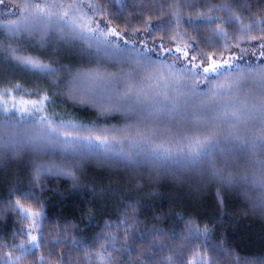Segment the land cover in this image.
Listing matches in <instances>:
<instances>
[{
    "label": "trees",
    "instance_id": "obj_1",
    "mask_svg": "<svg viewBox=\"0 0 264 264\" xmlns=\"http://www.w3.org/2000/svg\"><path fill=\"white\" fill-rule=\"evenodd\" d=\"M25 2L26 0H6L5 5L0 6V25L21 19ZM224 3L225 0H187L186 6L179 8L183 20L176 31L189 37H199L200 41H208L212 34L203 27L205 22L194 18L206 12L209 15L225 16L223 11L208 12L209 6L220 8ZM250 4L264 11L260 9L259 0H250ZM177 7L178 3L170 2L165 5L163 0H147L143 5V18L149 19V13L153 9H163L160 15L150 17L153 24L159 25L168 21L170 12ZM230 7L238 14L241 11L239 0H232ZM5 8L8 10L7 14ZM107 11L118 14L110 27L125 19H132L133 25L138 26L136 16L141 11V3L140 0H122L119 4L110 2ZM225 30L231 31V27H226ZM168 31L171 33L172 28ZM161 35L160 32H154L155 39H159ZM59 37L60 34L57 33L53 41L41 43L44 46L41 52L26 49L25 44L20 48L10 43L9 46L12 47L3 55L6 61L1 59L8 66L0 68V78L5 81L21 83L27 92L41 90L60 93L56 96L57 103L52 106L53 110L43 115L54 120V126H60V135L56 139L61 143L49 146L48 140L43 138L46 129L43 125L34 123L38 116L22 121L32 125L28 129L27 139L40 147L39 150H33L21 145L20 157H13L10 150H5V158L0 162V200L7 199L10 188L31 190L35 165L61 167L78 161L80 163L75 169V180L45 172L37 180L35 188L43 205L42 227L45 230V240L51 242L49 248L59 241L56 254L66 252L68 264H82V257L88 252L99 251L98 238L101 233H104L105 238L112 233L119 240L118 233L122 228H117L116 222L125 218L131 232L125 237L126 242L121 241L115 245L118 250L113 254L115 264H140L137 257H140L143 264H167V258L173 255L169 247L177 254L184 253L189 261L193 256L197 259L203 256L215 259L216 264H233L237 259L241 264L245 260L249 264H262L264 210L258 207L254 209L252 206L253 201H258L260 189L254 187L251 181L259 177L255 161L264 158V154L258 151L248 153L239 156L235 164L225 166L224 156L230 155L228 150L232 144L223 139L228 136V132L220 129V145L212 151L216 166L222 170V174H231L237 180L235 185L228 187L214 180L209 172H202L188 163L187 153L197 148L189 135V130L194 131L195 125L189 120L178 122L162 115L147 116L144 119L146 125L155 121L170 123L184 135H189L187 140L181 135L170 134L158 135L144 144L134 142L132 136L123 140V137L116 135V140L123 142L113 141L115 130L136 122L135 115L100 116L95 108L73 104L66 101L65 96L73 87H91L85 82L74 84L70 73L92 71L99 67L109 72H118L122 67L128 69V64L120 57L104 59L102 54L95 53L94 48L88 50L87 44L91 42L95 45L98 39L93 34L90 41L83 38L72 42L69 38L66 41ZM18 48L22 49L18 52L19 55L34 58L58 69L57 76H45L44 73L18 66L9 59L11 50ZM201 48L205 52L214 50L203 43ZM85 52L89 54H84ZM152 58L159 59L157 56ZM19 118L17 114V119ZM95 137L108 138L107 148L99 144ZM157 146L167 151V156L164 151L157 153L161 159L144 154V149ZM129 152L132 153V159L138 161L135 165L130 164L123 155ZM104 159L111 162L101 163ZM243 176L248 177V183L240 181ZM243 192H248L253 200L242 195ZM129 205H134L130 212L127 207ZM25 206L35 209L31 200ZM15 216V213L6 214L0 220V237L6 241L18 226ZM185 223H190L200 234L189 235ZM206 228L209 231L205 236L203 232ZM156 230L159 231L154 245L153 233ZM168 236L173 239H166ZM21 239H17L16 243L19 244ZM190 248H194L195 252H188ZM109 250H112L111 247ZM4 251L9 249L5 248ZM15 254L21 255L19 251ZM173 259L176 257L173 256ZM22 264H32L31 258L23 259ZM52 264H56L55 258H52Z\"/></svg>",
    "mask_w": 264,
    "mask_h": 264
},
{
    "label": "snow or ice",
    "instance_id": "obj_2",
    "mask_svg": "<svg viewBox=\"0 0 264 264\" xmlns=\"http://www.w3.org/2000/svg\"><path fill=\"white\" fill-rule=\"evenodd\" d=\"M110 2L119 4L122 0H74L72 4H63L59 0H52L51 3L45 0L43 4L40 0H26L21 11L22 19L13 21L6 27L11 35L30 32L33 28L32 19L44 15L51 19L55 14L59 20L69 25L71 39H79L82 34H93L98 39L95 45L89 42L87 49L94 48L95 53L102 54L104 59L120 57L128 64V69L122 67L118 72H109L99 67L92 71L70 73L74 84L85 82L91 87H73L69 89L65 100L95 108L100 116L135 115L136 122L115 130L112 140L117 143L128 140L129 136L133 137L134 142L144 144L158 135H181L185 140L190 135L197 148L187 153L188 163L202 172H209L214 180L223 185H235V177L231 174L225 176L217 168L212 149L220 145V129H224L228 136L223 139L232 144L228 150L230 155L224 156L225 166L235 164L239 156L248 153L254 154L258 151L264 154V11L252 7L250 0H239V14L230 7L232 0H225L220 8L209 6L208 12L223 11L226 15L222 17L206 12L195 17L196 20L204 21L203 27L212 34L208 41H200L199 37H189L176 31L183 20L179 8L186 6L187 0H163L165 5L171 2L178 3L179 7L170 12L168 21L159 25L153 24L150 17L160 15L163 9L151 10L149 19L145 20L143 5L147 0H140L141 11L136 16L138 26L133 25L132 19H125L111 27L113 18L118 14L107 11ZM259 2L260 9H264V0ZM5 3L6 0H0V6ZM52 7L60 9L62 14L48 12L47 9ZM65 8L69 11H63ZM7 11L5 8V14ZM70 14L79 15L76 20H72L69 19ZM226 27H231V31L225 30ZM169 28H172L171 33ZM154 32L162 34L159 39L154 38ZM46 35L45 32L41 38ZM59 38L68 40L66 36ZM202 43L214 50L203 51ZM20 51L22 49H12L9 59L25 69L44 73L45 76H57L58 69L34 58L19 55ZM153 56L159 59L154 60ZM0 58H3L2 49ZM59 94L41 90L27 92L21 83L12 84L0 78V162L5 158V150H10L13 157H20L21 145L39 150L40 146L27 139L28 129L32 125L22 123L29 117L38 116L34 123H39L46 129L43 138L48 140L49 146L61 143L56 139L60 135V126H54L55 121L48 115H43L53 110L52 106L57 103L56 96ZM161 115L178 122L189 120L194 123L195 130H189V135H184L164 121H155L151 125L144 123L147 116ZM116 135L123 137V140L117 141ZM95 139L107 148L108 138ZM143 151L146 156L151 155L156 159L162 158L157 155L162 151L167 156V151L160 146L149 147ZM123 155L130 164L138 163L132 159L131 152ZM110 162L108 159L101 161ZM79 163L74 161L61 167L35 165L33 188H10L7 199L0 200V220L6 214L15 213L18 225L9 240L0 237V264H22L23 259L28 257L32 264H52V258H55L56 264H68L66 252L56 254L59 241L49 248L51 242L45 240V230L42 227L43 205L35 188L37 180L45 172L75 180V169L79 167ZM255 163L258 165L259 177L251 183L260 189V195L258 201H253L252 206L254 209L258 207L264 210V158L257 159ZM240 181L249 182L247 176L240 177ZM242 195L250 201L253 200L248 192H243ZM29 200L35 204V209L25 206ZM127 207L130 212L134 205ZM116 227L122 228L118 233L120 239L112 233L105 238L104 233H101L98 238L99 251L88 252L82 257V264H115L113 254L118 251L115 245L125 241V237L131 232L126 218L117 220ZM185 228L189 235L200 234L190 223H185ZM158 231L153 233L154 245ZM208 231L206 228L203 235L206 236ZM17 239H21L19 244L16 243ZM166 239L172 240L173 237L168 236ZM181 244L186 247L183 242ZM5 248L9 251L5 252ZM41 249L44 251L40 252ZM169 250L173 255L167 258V264H216L215 259L203 256L198 259L193 256L189 261L184 253L177 254L170 247ZM17 251L21 253L20 256H16ZM188 252L194 253L195 249L190 248ZM173 256L176 257L175 260ZM137 260L143 264L140 257ZM233 264L241 262L237 259ZM243 264L249 262L245 260Z\"/></svg>",
    "mask_w": 264,
    "mask_h": 264
},
{
    "label": "rangeland",
    "instance_id": "obj_3",
    "mask_svg": "<svg viewBox=\"0 0 264 264\" xmlns=\"http://www.w3.org/2000/svg\"><path fill=\"white\" fill-rule=\"evenodd\" d=\"M48 2L51 3L52 0H48ZM59 2L63 4H72L74 0H72L71 2H68V1L62 2L59 0ZM47 11L50 13L62 14L61 10L55 7L49 8L47 9ZM63 11H69V9L65 8L63 9ZM78 15L79 14H76V16H73L70 14L69 19L76 20ZM12 22L13 21L8 22L7 24L0 25V49L4 51L3 55L7 53L10 47H12V46H9L10 43H13L14 46H20V48H22L21 46L24 47V44H25L26 49L30 48V50H36V51L39 50V52H41L44 48V46L41 43H48L50 41H53L54 39L53 37L57 33L60 34V36L68 37L72 42H77V40H80L83 38H87L89 41L92 39L91 33L82 34L81 38L79 39H71L70 37L71 29L69 25H66L63 20H59L58 16L55 14L52 15L51 19H49L47 15L41 16L38 19H32V24H33L32 31L21 32L18 35H11L6 27V25ZM77 23H80V22L77 20ZM77 31H79V29H77ZM45 32L47 33V35L43 36V39H42L41 37ZM15 44H18V45H15ZM1 59L6 61L5 56H3V58H0V68L8 67L7 64H4V61H2Z\"/></svg>",
    "mask_w": 264,
    "mask_h": 264
}]
</instances>
